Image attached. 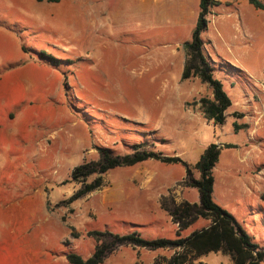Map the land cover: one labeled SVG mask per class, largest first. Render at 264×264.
I'll return each instance as SVG.
<instances>
[{
	"label": "rangeland",
	"instance_id": "1",
	"mask_svg": "<svg viewBox=\"0 0 264 264\" xmlns=\"http://www.w3.org/2000/svg\"><path fill=\"white\" fill-rule=\"evenodd\" d=\"M232 1L244 15L262 14L263 25L241 37L235 27L229 31L237 10L218 8L216 25L202 38L231 101L224 124L214 125L200 109L212 89L181 78L183 45L194 28L157 26L141 0H0V128L19 134L17 142L0 135V186L13 176L4 156L19 158V210L0 203V264H68L69 254L87 259L110 241L108 234L176 239L178 227L161 204L198 202L189 184L214 141L221 152L213 201L264 251V12ZM41 51L61 61L43 60ZM234 123L245 129L235 132ZM138 143L180 157L190 177L181 164L147 160L109 170L98 189L70 202L80 188L71 181L75 167L98 162L99 148L123 156ZM208 224L198 219L179 238ZM174 252L118 246L102 264H166ZM193 263L232 261L218 252Z\"/></svg>",
	"mask_w": 264,
	"mask_h": 264
},
{
	"label": "trees",
	"instance_id": "2",
	"mask_svg": "<svg viewBox=\"0 0 264 264\" xmlns=\"http://www.w3.org/2000/svg\"><path fill=\"white\" fill-rule=\"evenodd\" d=\"M38 3L46 1L48 3H58L60 0H35ZM254 9L264 12V3L261 0H247ZM215 0H200L199 15L191 38L184 43L185 60L181 78L187 80L198 78L202 83L207 84L212 89V98H201L200 109L203 117L207 121H212L214 125H223L225 112L231 106V101L220 80L213 74L208 59L204 53V42L202 33L206 31L209 9L218 6ZM39 58L57 65L61 60L54 58L50 54L41 51ZM234 131L238 132L245 128H240L236 123ZM229 144L223 148H230ZM132 153L123 156L111 155V150L99 148L101 158L96 163H83L74 168L71 174V181L80 184L79 190L70 200H76L86 194L98 189L103 182V175L116 167L133 166L147 160H156L165 164H181L190 177V167L187 163L176 156H165L147 150L145 143L133 144ZM221 147L218 144L210 143L199 160L194 165V169L199 173L197 180H192L189 184L196 189L199 195L198 203L182 202L178 205L172 203L170 207L162 206L172 219V223L178 228L176 239H146L138 233L129 235L108 234L110 241L106 244L97 245L94 253L87 259H83L75 254L67 256L68 264H102L106 254L118 246H133L145 248L150 251L157 249H178L174 252L166 264H194L193 261L209 253L221 252L228 255L232 264H262L264 263V251L255 244L252 238L239 226L234 218L213 201L214 176L213 169L219 161ZM96 175L92 182L86 180ZM163 200V199H162ZM198 219L209 222L208 226L193 231L185 238H179L180 231L191 227ZM93 235H101L99 232H91ZM101 241V240H100ZM99 242V240H97Z\"/></svg>",
	"mask_w": 264,
	"mask_h": 264
},
{
	"label": "crops",
	"instance_id": "3",
	"mask_svg": "<svg viewBox=\"0 0 264 264\" xmlns=\"http://www.w3.org/2000/svg\"><path fill=\"white\" fill-rule=\"evenodd\" d=\"M133 1L137 2L139 0H133ZM141 1H143L144 4L143 11L149 14V16L154 15L155 19L158 20L157 26L173 27L176 28L177 30L184 29L190 32V30L194 28L196 25V21L200 11L199 9L200 0H141ZM215 1L219 2V5L209 9L210 13L207 16V21H208L207 30L202 34L203 39H205L204 35L208 32L211 22L212 21L214 22V26L217 23L215 14H217L216 11L218 8L223 9L224 12H229L230 10H237L236 11L237 20L235 21L234 24H232V28L229 31H232L233 27H235L234 28L235 33L236 34L238 33L241 37L246 36L245 34L248 33L249 30L252 29L255 30L263 25V23H260L262 14L251 12L244 15L240 13V11L238 10L239 4L236 1H232V0H227V1L215 0ZM228 25L229 22L223 21L220 26L225 29L226 27H228ZM217 30L220 32V29ZM0 135L5 136V138L10 137L16 142L19 141L18 133L13 134L14 137L10 136L9 131L6 132L4 128H0ZM1 142L2 141L0 140V143ZM214 143L216 144V141H214ZM4 158H5V165L7 169L10 168V170L13 173V176H11L10 178L11 183L8 186H6L5 184H2L0 186V203L1 204L3 203V208L6 211H8L9 209L13 211H18L19 210V182H18L19 158L16 157V159H12L13 155L11 153L5 155ZM7 169L4 168L3 172H7ZM7 198L9 199L7 200ZM198 201H199V197H198ZM193 203H198V202H193Z\"/></svg>",
	"mask_w": 264,
	"mask_h": 264
}]
</instances>
